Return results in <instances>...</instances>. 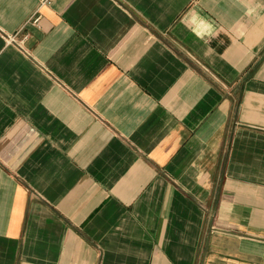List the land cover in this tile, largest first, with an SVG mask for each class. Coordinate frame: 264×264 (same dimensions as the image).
Segmentation results:
<instances>
[{
    "label": "crops",
    "instance_id": "obj_1",
    "mask_svg": "<svg viewBox=\"0 0 264 264\" xmlns=\"http://www.w3.org/2000/svg\"><path fill=\"white\" fill-rule=\"evenodd\" d=\"M0 264H264V0H0Z\"/></svg>",
    "mask_w": 264,
    "mask_h": 264
}]
</instances>
